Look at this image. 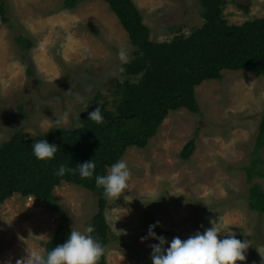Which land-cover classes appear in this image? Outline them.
<instances>
[{"label":"rangeland","instance_id":"1","mask_svg":"<svg viewBox=\"0 0 264 264\" xmlns=\"http://www.w3.org/2000/svg\"><path fill=\"white\" fill-rule=\"evenodd\" d=\"M66 1L0 0L9 19L4 23L0 13V145L19 132L35 137L81 126L96 108L98 94L103 96L99 104L114 109L116 81L127 78L118 52L126 48L132 56L135 48L107 2L70 7ZM134 2L155 42L188 36L204 23L200 0ZM227 2L230 24L264 17V0ZM20 37L28 40L24 47ZM196 95L199 114L171 111L147 148H129L121 159L131 178L124 193L107 200L109 264H152L150 245L158 241L141 242V237L157 221L156 234L171 241L203 232L212 220L249 244L246 260L237 264H264V216L249 204L255 185L264 191V176L249 181L246 170L257 158L264 168V148L255 152L264 76L223 71L220 80L197 86ZM194 138L196 149L185 160L182 152ZM54 196L60 212L20 194L0 204V260L15 264L26 249L46 252L62 214L71 230L83 232L99 211V197L75 184L62 183Z\"/></svg>","mask_w":264,"mask_h":264},{"label":"trees","instance_id":"2","mask_svg":"<svg viewBox=\"0 0 264 264\" xmlns=\"http://www.w3.org/2000/svg\"><path fill=\"white\" fill-rule=\"evenodd\" d=\"M81 1L89 0H67L66 5L74 7ZM104 1L119 18L135 48L134 58L123 64L127 78L116 81L114 109H107L108 102L99 104L103 96L98 94L93 104L100 108L101 123L87 117L77 128H58L35 137L19 132L0 145V204L20 194L25 198L35 197L60 212L54 190L65 182L99 197V211L91 221L95 231L91 235L103 244L105 252L97 264H109L106 247L112 238L105 215L108 199L103 189L97 188L94 177L81 179L78 172L70 169L94 159L95 174L106 175L129 148H147L171 111L186 109L199 114L196 87L205 81L220 80L223 71L245 70L264 76V17L241 25L230 24L224 14L227 0H200L204 19L201 27L170 42H155L134 0ZM0 13L2 21L7 23L5 3L0 4ZM17 41L22 47L28 43L21 37ZM259 127L256 153L264 148V115ZM36 139L57 145L53 159H36L31 148ZM195 149L194 138L184 148L182 157L189 160ZM261 162L257 158L246 167L249 181L256 175L264 176V168L259 169ZM61 165L66 168L65 174L57 176L55 172ZM249 204L252 211L264 216V191L259 185L252 188ZM69 224L68 216L62 214V223L47 243L46 252L64 243L71 231Z\"/></svg>","mask_w":264,"mask_h":264},{"label":"clouds","instance_id":"3","mask_svg":"<svg viewBox=\"0 0 264 264\" xmlns=\"http://www.w3.org/2000/svg\"><path fill=\"white\" fill-rule=\"evenodd\" d=\"M134 57L129 50L120 48L118 59L121 64H128ZM65 113V117H67ZM88 119L96 123L103 121L100 108H95L89 113ZM60 123L59 118L55 121ZM32 153L36 159L46 161L53 159L58 147L50 144L46 139H36L31 145ZM96 164L94 159L77 164L75 169L81 179L95 178L97 188L103 189V195L107 199L118 198L128 187L131 178V170L124 160H118L111 165L106 175L95 174ZM66 168L61 165L57 176H63ZM211 227L203 232L196 231L187 239L181 240L174 237L168 241L164 236H158L155 228L160 222L150 225L147 236L141 237V242L152 239L158 241L150 245V258L152 264H237V261L246 260L245 251L249 244L237 238L230 229L221 231L219 220L210 221ZM93 225L89 224L83 232L71 230L67 239L62 244L55 245L51 250L41 253L38 250H27L26 255L15 260V264H97L105 252V247L93 235ZM0 264H12L11 260L2 261Z\"/></svg>","mask_w":264,"mask_h":264}]
</instances>
